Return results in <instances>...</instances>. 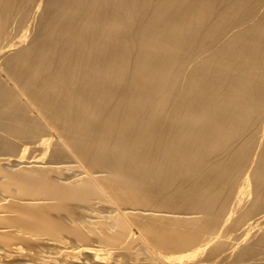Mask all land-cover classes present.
Instances as JSON below:
<instances>
[{
	"label": "bare ground",
	"instance_id": "6f19581e",
	"mask_svg": "<svg viewBox=\"0 0 264 264\" xmlns=\"http://www.w3.org/2000/svg\"><path fill=\"white\" fill-rule=\"evenodd\" d=\"M0 264H264V0H0Z\"/></svg>",
	"mask_w": 264,
	"mask_h": 264
}]
</instances>
